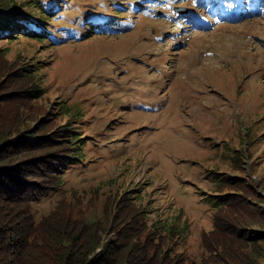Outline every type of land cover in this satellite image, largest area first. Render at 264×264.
Returning a JSON list of instances; mask_svg holds the SVG:
<instances>
[{
  "label": "rangeland",
  "instance_id": "obj_1",
  "mask_svg": "<svg viewBox=\"0 0 264 264\" xmlns=\"http://www.w3.org/2000/svg\"><path fill=\"white\" fill-rule=\"evenodd\" d=\"M9 1L34 20L46 16L52 35L43 41L49 33L34 30L0 40L4 78L45 92L33 101L24 91L15 99L0 94L1 105L11 101L25 114H9L0 130L13 141L27 131L52 136L72 115L84 146L62 180L46 173L48 186L31 204L9 208L42 222L79 200L74 192L98 187L114 204L123 195L142 204L152 229L179 250L196 230L190 251L228 199L242 204L241 215L251 206L264 211V0ZM225 7H237V15ZM34 69L38 77L23 75ZM224 177L246 180L230 193ZM102 204L92 214L103 217ZM248 230L262 233L264 223Z\"/></svg>",
  "mask_w": 264,
  "mask_h": 264
},
{
  "label": "trees",
  "instance_id": "obj_2",
  "mask_svg": "<svg viewBox=\"0 0 264 264\" xmlns=\"http://www.w3.org/2000/svg\"><path fill=\"white\" fill-rule=\"evenodd\" d=\"M9 3L2 0L4 5L0 10L6 9L0 13V40L13 42L8 35L29 33V23L33 21L28 15L10 9ZM45 12L49 14V10ZM3 14L5 16L1 17ZM44 18L40 17L34 23L43 27ZM23 75L34 79L39 72L34 69ZM4 77L1 70L0 79L6 80L0 81V94L8 92L9 98L15 99L20 91L27 92L29 101L40 100L39 97L45 94L42 88H36V83H32L36 89L30 92L25 91L27 88L16 76ZM9 102L0 104V129L9 114L17 119L25 118L24 112L15 111L16 107L9 108ZM43 126H46L44 122ZM58 127L62 129L52 136L27 131L23 135L25 138L16 141L7 139L3 134L5 131L0 130V210L3 211L0 212V264H263L264 232L249 234L248 227L256 222L264 223V211L256 213L251 206L241 215L244 213L242 204L237 200L228 199V209L221 207L214 212L212 229H203L193 246L194 251L186 247L190 241L198 239L196 230L191 231L185 248L179 250L174 244L165 243V236L159 230L152 229L142 204L127 195L114 204L107 192L103 193L98 187H90L83 193L74 192L79 200L51 209L42 222L32 218V211L9 208V205L16 208L23 204L25 208L26 203L31 204L30 199L37 198V190L48 186L46 173L62 180L64 168L66 170L69 164H75L81 158L83 136L76 118L71 115L67 123ZM12 130H16L15 126ZM40 148L50 151H39ZM63 154L67 156L61 157ZM56 158H61L62 164L45 167ZM65 158L68 161L64 163ZM225 179L224 186L230 193H234L233 187L242 188V180H246L239 177ZM232 179L236 181L230 182ZM115 198L119 199V195ZM101 200L104 216L98 217L92 212ZM126 203L127 208L124 207ZM89 217L97 220L91 221ZM156 233L158 240L154 236ZM92 252L97 253L91 256Z\"/></svg>",
  "mask_w": 264,
  "mask_h": 264
},
{
  "label": "bare ground",
  "instance_id": "obj_3",
  "mask_svg": "<svg viewBox=\"0 0 264 264\" xmlns=\"http://www.w3.org/2000/svg\"><path fill=\"white\" fill-rule=\"evenodd\" d=\"M236 9H237V7L233 8L232 10H229V7H225V11L228 12L229 14H232V16H234L236 14ZM195 14H196V12H195Z\"/></svg>",
  "mask_w": 264,
  "mask_h": 264
},
{
  "label": "water",
  "instance_id": "obj_4",
  "mask_svg": "<svg viewBox=\"0 0 264 264\" xmlns=\"http://www.w3.org/2000/svg\"><path fill=\"white\" fill-rule=\"evenodd\" d=\"M182 10H186V9H182Z\"/></svg>",
  "mask_w": 264,
  "mask_h": 264
}]
</instances>
